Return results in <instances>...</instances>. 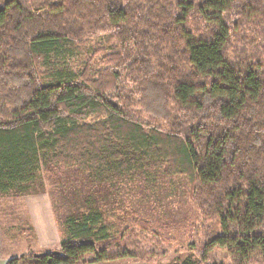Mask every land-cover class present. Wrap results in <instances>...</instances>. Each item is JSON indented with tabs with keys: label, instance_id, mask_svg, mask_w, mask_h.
Returning <instances> with one entry per match:
<instances>
[{
	"label": "trees",
	"instance_id": "16d2710c",
	"mask_svg": "<svg viewBox=\"0 0 264 264\" xmlns=\"http://www.w3.org/2000/svg\"><path fill=\"white\" fill-rule=\"evenodd\" d=\"M67 169L109 198L129 181L184 195L177 264H264V0L0 5V193ZM108 210L85 202L60 254L4 264H154L167 252L165 224L134 213L118 231Z\"/></svg>",
	"mask_w": 264,
	"mask_h": 264
},
{
	"label": "rangeland",
	"instance_id": "374dc122",
	"mask_svg": "<svg viewBox=\"0 0 264 264\" xmlns=\"http://www.w3.org/2000/svg\"><path fill=\"white\" fill-rule=\"evenodd\" d=\"M6 1L9 0H0V5ZM42 1L44 0H31L33 5H38ZM170 178L174 177H167L166 179ZM135 183L137 182L129 181L128 185ZM179 183L181 182L172 183L170 186ZM128 185L125 184L120 193L114 194L115 199L109 198L113 194H109L105 185L92 184L79 170L67 169L58 176H41L33 181L28 191L48 196L49 208H52V218L57 226L60 240L66 238L68 234L65 223L67 217L77 215L85 206V202L88 201H91L93 205L101 203L105 209H109L107 220L118 231L122 230L125 221L134 213L142 217L154 218L162 226L165 224L164 228L172 231L169 233L171 236L168 242L170 243L169 248H167L168 243L165 242L164 244L167 252L160 256L154 264H177L189 253L185 236L179 229L182 218L190 209L185 196L181 195L180 192L169 194L167 186L164 187L165 190H161L160 183L157 185L159 188L153 189L151 187L145 192L139 190V186L126 189ZM161 185H165V183H161ZM158 191L160 192L157 193ZM99 199L101 200L99 201ZM25 202L21 193L18 196L11 192L0 193V254L12 258L29 252L58 250L60 244L55 245L50 250H38L39 244L37 242L39 239L35 235L33 222L41 228L46 221L45 217L49 215L47 214V206L39 207L41 203L37 205L39 215L36 220V215L29 213ZM47 234L50 237L48 232ZM221 254L220 250L213 252V255L222 263H227L228 257ZM131 260L134 259L126 258L105 264L127 261L139 262L138 260Z\"/></svg>",
	"mask_w": 264,
	"mask_h": 264
},
{
	"label": "crops",
	"instance_id": "0c3cea01",
	"mask_svg": "<svg viewBox=\"0 0 264 264\" xmlns=\"http://www.w3.org/2000/svg\"><path fill=\"white\" fill-rule=\"evenodd\" d=\"M25 198V203L27 204V209L29 211V213H31L32 215H36V220H37V216L38 214V206H47V214L48 217H45L46 221L44 224H42L41 228L33 222V225L35 227V235L36 237L39 239V242H37V244H39L38 250H50L52 247H54L55 245L59 244L60 241V237H59V232L57 229V226L55 225V221L52 218V208L50 209L49 207V198L47 195L45 194H35L33 192L30 193H26L22 195ZM40 197V198H39ZM37 206V207H34ZM47 232L50 234V237H48ZM39 252V251H37ZM20 256V255H19ZM16 257V256H15ZM9 257L2 255V253L0 254V264H4V262L6 260H8ZM134 261V260H131ZM112 264H149L147 262H117V263H112Z\"/></svg>",
	"mask_w": 264,
	"mask_h": 264
},
{
	"label": "water",
	"instance_id": "95a60500",
	"mask_svg": "<svg viewBox=\"0 0 264 264\" xmlns=\"http://www.w3.org/2000/svg\"><path fill=\"white\" fill-rule=\"evenodd\" d=\"M48 253H51V254H60V252L57 251V250H50V251H46V252H35V253H33V256L39 257L41 254H48Z\"/></svg>",
	"mask_w": 264,
	"mask_h": 264
}]
</instances>
